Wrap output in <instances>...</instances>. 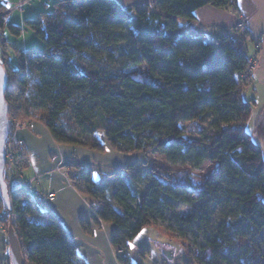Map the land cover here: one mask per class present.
<instances>
[{
  "label": "trees",
  "instance_id": "trees-1",
  "mask_svg": "<svg viewBox=\"0 0 264 264\" xmlns=\"http://www.w3.org/2000/svg\"><path fill=\"white\" fill-rule=\"evenodd\" d=\"M205 6L240 12L238 0H156L127 9L117 0L88 5L58 0L52 12L25 22L45 49L18 51L15 71L6 55L0 61L8 74L11 134L6 150L14 153L11 165L17 175L29 165L13 133L22 117V125L42 122L60 145L102 154L108 147L125 155L156 151L173 164L193 158L198 167L209 164L212 184L207 177L196 179L188 168L150 170L145 178L139 171L128 172L134 166L99 180L91 170L70 177L95 205L98 219L116 225L112 246L120 264H133L131 242L174 207L169 199L185 208L199 206L195 214L203 217L223 184L239 218L229 222L233 231L228 242L207 240L202 264H215L220 254L245 245L250 251L241 262L262 263L259 250L234 236L243 222L250 239L264 229V153L247 130L252 112L245 97L252 76L244 39L248 34H224L213 41L182 37L181 23L193 21ZM7 11L0 0L2 31ZM9 28L21 35L20 27ZM23 109L26 116H21ZM12 167L7 163L8 183L11 174L18 177ZM36 193L15 192L7 215L0 191V226L13 225L25 264H86L62 222L36 203Z\"/></svg>",
  "mask_w": 264,
  "mask_h": 264
},
{
  "label": "crops",
  "instance_id": "crops-1",
  "mask_svg": "<svg viewBox=\"0 0 264 264\" xmlns=\"http://www.w3.org/2000/svg\"><path fill=\"white\" fill-rule=\"evenodd\" d=\"M7 1L13 3L11 7L7 6L10 10L27 5L31 0ZM56 1L58 0H48L47 4H54ZM117 1L127 9L156 0ZM238 5L239 14L212 6L201 8L195 13L193 21L181 23L180 35L213 41L221 35L232 34L238 24L244 23V32L248 34L246 38L251 41V48H254V42L264 35V0H238ZM263 55L264 47L262 58ZM256 72L254 75H257ZM15 135L17 140L24 141L29 163L26 168L28 174L26 177L22 174L21 179L31 182L32 191L43 196L53 195L44 207L62 222L69 236L75 241L81 260L86 264H120L118 254L112 246L116 225L98 219L91 202L71 182L70 177H77L91 170L95 179L99 180L106 172L117 171L118 166L134 156L122 155L127 160L121 163L117 159L120 153L109 147L102 154L80 147L60 145L55 142L48 128L37 120L22 125ZM142 233L130 244L129 256L133 264H181L170 260L168 253H160L154 248L150 238L143 237ZM9 260L8 235L0 226V264H9Z\"/></svg>",
  "mask_w": 264,
  "mask_h": 264
},
{
  "label": "rangeland",
  "instance_id": "rangeland-1",
  "mask_svg": "<svg viewBox=\"0 0 264 264\" xmlns=\"http://www.w3.org/2000/svg\"><path fill=\"white\" fill-rule=\"evenodd\" d=\"M81 4L88 5L92 0H78ZM5 4L8 7H11L13 3L4 0ZM48 0H31L27 2V5L18 7L16 9H10L7 12L9 13L6 17V27L5 29L0 30V61L6 55V58L10 66L14 71L18 68L17 62V52L18 51H28V52H38L45 49V43L43 40L37 37L35 32L25 26L27 19H34L38 17L41 12H52L54 10V4H47ZM20 27L22 32L21 35L13 33L9 26ZM244 23H240L236 30L232 34H237L238 36H244ZM262 36L257 39L260 40ZM246 40V46L248 49V56L252 63H256V72L257 75H252L249 77L251 80L250 86L245 93L246 100L249 101L252 112L251 118L247 124V130L252 135V140L255 144L259 145L263 149L264 153V55L262 58L263 48L256 51L255 48H251V41ZM255 47V42H254ZM264 47V46H263ZM261 54V55H260ZM32 108L31 112H36V116L40 117L41 113ZM21 116H26L24 109L21 112ZM23 118V117H22ZM22 118L16 123H20L19 126L16 124L14 126V137L16 140V132L21 126ZM18 121V122H17ZM100 138L105 141L104 134L100 133ZM188 136L193 138L194 134L188 133ZM14 140V141H15ZM18 148L25 149L24 146L17 145ZM119 154L118 158L121 163H123L126 157H123ZM131 156V155H130ZM134 158H130L118 166V170L126 171L130 166H134V169L129 170L128 172H140L139 177L145 178L146 171L158 170L161 172L177 171L190 169L198 177L196 179H202L207 177L210 180L211 184L213 178L211 177V171L209 164L205 163L201 167L197 166L196 159L189 160L185 163L179 162L173 164L165 156L161 155L156 151L150 152L147 156L137 154L132 155ZM264 163V160H263ZM105 165V164H103ZM13 166V165H12ZM106 166H103L105 168ZM14 166L11 169V173L16 174L17 170L14 172ZM105 171V170H103ZM112 171V170H111ZM106 172V171H105ZM116 172V171H115ZM23 176H27L26 168L21 172ZM106 174H111L106 172ZM11 176V175H10ZM16 178H22V175L16 174ZM228 185L223 184L221 187V193L216 196L214 201L211 204V208L204 211L203 217L196 216V209H200L199 206L195 205L191 208H185L179 202L170 200L173 204V208H168L165 210V217L156 218V224L151 227H147L143 230L142 236L150 238L152 245L160 253H168L169 259L172 261H178L181 264H202V249L207 246V240H214L215 238H222L224 242H228V234L233 230L229 225V222L232 219L239 218L237 204L234 203L223 190L227 188ZM95 205H92L94 208ZM189 216H187L188 214ZM5 228V227H4ZM3 228V229H4ZM7 232V228L4 229ZM250 229L247 223H242L240 229L236 231L235 237L244 238L247 240V244H252L257 250L260 251L262 256V263L264 264V229L259 235L250 239ZM194 249L198 250V255L193 256ZM250 251L249 246L245 245L238 249H233L226 251L220 254V258L216 261L215 264H243L241 259Z\"/></svg>",
  "mask_w": 264,
  "mask_h": 264
},
{
  "label": "water",
  "instance_id": "water-1",
  "mask_svg": "<svg viewBox=\"0 0 264 264\" xmlns=\"http://www.w3.org/2000/svg\"><path fill=\"white\" fill-rule=\"evenodd\" d=\"M8 85V74L0 62V191L5 208L8 213L13 211L12 195L21 189V182L8 183L5 180L6 171V145L11 134V120L9 118V105L5 97ZM11 264H25L21 242L12 224L7 230Z\"/></svg>",
  "mask_w": 264,
  "mask_h": 264
},
{
  "label": "built area",
  "instance_id": "built-area-1",
  "mask_svg": "<svg viewBox=\"0 0 264 264\" xmlns=\"http://www.w3.org/2000/svg\"><path fill=\"white\" fill-rule=\"evenodd\" d=\"M263 46H264V35L262 36V38L260 40L255 41V49H256L257 53H258V51H260L263 48ZM256 65H257L256 63H254V64L252 63L251 68H250V74L251 75H254V70L256 69ZM17 144L20 146L25 145L24 141H22V140L17 141ZM14 158H15L14 153L11 150H9V151L6 150V165L8 163L10 165V167H12L11 164H13ZM11 178H12V182H14V181L21 182V184H22L21 190L31 192V186H30L31 182H25L21 178H16L13 174H11ZM52 196L53 195L43 196L41 194L36 193L34 199H35L36 203L39 204L40 206H45L46 201L48 199L52 198ZM8 214H10V213H7V215Z\"/></svg>",
  "mask_w": 264,
  "mask_h": 264
},
{
  "label": "bare ground",
  "instance_id": "bare-ground-1",
  "mask_svg": "<svg viewBox=\"0 0 264 264\" xmlns=\"http://www.w3.org/2000/svg\"><path fill=\"white\" fill-rule=\"evenodd\" d=\"M241 24H243V23H241Z\"/></svg>",
  "mask_w": 264,
  "mask_h": 264
}]
</instances>
